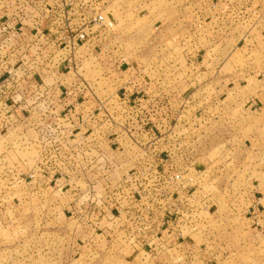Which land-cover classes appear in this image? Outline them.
<instances>
[{"label": "rangeland", "instance_id": "rangeland-1", "mask_svg": "<svg viewBox=\"0 0 264 264\" xmlns=\"http://www.w3.org/2000/svg\"><path fill=\"white\" fill-rule=\"evenodd\" d=\"M18 1L0 2L7 21L31 14ZM257 1L247 5L249 38L236 27L169 49L151 43L153 25H192L207 0H117L107 13L131 2L133 18L119 20L113 45L135 71L99 64L108 79L90 85L105 99L129 86L122 76L133 77L136 100L69 132L50 128V117L0 113V264H261L264 237L253 230L264 229ZM89 60L79 76L99 62ZM134 103L139 115L120 114Z\"/></svg>", "mask_w": 264, "mask_h": 264}, {"label": "built area", "instance_id": "built-area-1", "mask_svg": "<svg viewBox=\"0 0 264 264\" xmlns=\"http://www.w3.org/2000/svg\"><path fill=\"white\" fill-rule=\"evenodd\" d=\"M16 1L18 0H0L3 4L6 3L7 8L14 7L13 2ZM22 1V6L30 7L31 14L25 17L26 15L23 13L24 18L23 20L19 19L18 23L7 21L0 14V36L2 38L0 44L1 115L19 117L20 114L28 112L31 117H49L51 113L48 112L42 111L40 115L42 100L48 97V89L43 92L40 89L35 90L32 86L39 85L37 84L38 78L43 81L40 85L49 88V82L46 78L51 75L57 76L60 73L63 75L62 80L52 86V92L54 93L56 88L55 90L61 93L63 99L64 97L76 96L86 102V98L92 97L94 92L86 80L78 75L81 70V61L84 59L80 54V50L83 48L93 52L94 57L99 61L98 63H114L118 70L127 74L135 71V64L129 63L124 56L119 55L121 46L115 47L113 45L112 38H116L118 24L114 15L111 12L107 13L109 8L104 6L103 0H62L64 7L58 8V17L62 19L60 23L63 27L59 29L58 33H54L53 27L45 29L46 20L44 15L51 17L54 14L50 0H20L18 2L21 3ZM74 1L79 3V10L73 8ZM18 8L17 6V11ZM23 10L20 12H24ZM19 17L16 13L15 19ZM70 18H77V21L72 22ZM31 20H35L31 30L32 34L24 36L20 23ZM155 30H158V28H155ZM11 32L16 33V35H11ZM41 39L44 44L39 42ZM10 43L14 48L16 47V51H20L18 54L16 51L7 53ZM183 43L181 42V44ZM176 46L178 48L180 44ZM72 77H74L73 80H71ZM125 79L126 77L122 76V80H119V82L130 87L125 88L124 92H117L113 95V99L119 97L118 103L119 101L125 103L128 100L129 88L135 85L133 84V77H128L124 82ZM131 100L136 99L132 98ZM130 104L132 103L130 102ZM47 105H51L49 108L51 110L52 103L47 100L45 106ZM136 105L134 103V106L131 105L130 108L122 109L120 114L139 115L140 109H137ZM106 107V103H101L98 106L99 114L105 113ZM67 108L69 107L67 106ZM69 109L67 113H69L68 116H71L74 113ZM63 117V115L58 114L57 119L49 124V127L60 132L66 131L67 128L62 123ZM9 124L11 123L6 122L4 127L8 128ZM93 126L96 128L97 124ZM68 129L70 131L77 130L76 128ZM55 150L59 151V148ZM176 178L179 177L176 176Z\"/></svg>", "mask_w": 264, "mask_h": 264}, {"label": "crops", "instance_id": "crops-1", "mask_svg": "<svg viewBox=\"0 0 264 264\" xmlns=\"http://www.w3.org/2000/svg\"><path fill=\"white\" fill-rule=\"evenodd\" d=\"M217 0H207V5L208 8L202 13L199 14L197 12L195 13H191V15L193 16H197L198 19H196V17L193 19L194 21L191 24H186L183 25V21L181 19L176 20L175 22H173L171 24H160L158 25L157 23L153 25V31L151 33V43L156 44L159 43L157 41V38L160 40V42L164 43V47L167 48H174L176 47V45H179L182 41L185 40V37H207L208 40L211 39V36H213V41H214V37H216L215 35H217V33H225L228 30H235L239 29V28H243V32H244V37L249 38V35H251V31L249 30V28H247L248 26V8L247 5L249 4V0H218V4H216ZM254 2L257 0H253ZM104 2V6L107 8H113L112 5H114L115 2H117V0H103ZM254 2L251 3L250 5L252 7H254ZM257 6L259 5L260 7H263L264 5V1L263 0H259L257 1ZM261 3V4H260ZM132 3L131 2H126L121 4L120 6H117L115 8H117L115 11H113V15L114 18L117 21V24L119 23V20H122L124 18H133V15L130 16L129 14V9H130V5ZM239 4L241 6V9H237V5ZM50 5L54 10V14L51 17H48V15H44L45 17V29H49L50 27H53V31L54 33H58L59 29L63 27V25L61 26L62 22L61 18L58 17L59 15V11L58 8H62L64 7V3L62 2V0H50ZM218 6V8H217ZM73 8H75L76 10L80 9L79 3L77 1H74L73 3ZM238 11H235V10ZM250 10L252 11L253 8H250ZM261 11V12H260ZM115 12V14H114ZM237 12V13H236ZM255 14H257L258 16H262V10L261 8L256 9ZM254 15V13H252ZM257 16V17H258ZM144 17H150L149 15H144ZM122 18V19H121ZM72 20V22L77 21V18H70ZM151 23H152V19H150ZM244 23V24H243ZM35 24V20H31V21H23L20 23V27L23 29V35L24 36H29L31 35V30L33 29V25ZM220 25H223V27H221ZM119 26V24H118ZM183 27V28H181ZM155 28H158V30H155ZM181 28V29H180ZM175 29H178L177 32H175ZM261 29V28H260ZM173 31V33H172ZM232 31H230V33H227L226 35H232ZM250 31V33H248ZM175 32V33H174ZM253 32V31H252ZM11 35H16V33L11 32ZM154 36H156L154 38ZM231 37V36H229ZM199 40V38H196ZM232 39V38H231ZM229 39V40H231ZM153 40V41H152ZM0 41H1V36H0ZM40 43L44 44L43 40L41 39L39 41ZM212 43V42H211ZM210 43V44H211ZM215 42H213L214 44ZM210 44H207V46ZM212 45V44H211ZM149 47H146V50L148 48L153 49L152 45L149 44L147 45ZM12 43H10V46H8V52L9 51H16V47L12 48ZM45 49V48H44ZM20 51H16V53L18 54ZM80 54L84 57V59L81 61V63H93L92 60H89L90 58H94V60L97 61V59L94 57V53L89 51V49H81L80 50ZM98 63V62H97ZM101 63H98L96 66H94L93 70H90V72L88 73V77H84L83 75H81L80 77L83 80H86V82L90 85L91 84V80L92 81H96L99 79L100 82H103V80H107L108 78L103 77L104 74H107L109 72V70H106L104 67L101 68L100 65ZM104 65H106V63H103ZM111 65L112 63H107V65ZM109 65V66H110ZM100 69V70H99ZM58 74V72H57ZM63 75L60 73L57 76H49L46 78V80H48V86L49 88H47L46 86L40 85L42 84V80L37 78V84L39 85H33L32 87L37 90L40 89L43 92L48 89V97L43 99V103L42 108H40V115L43 112H48L51 113L53 115L50 114V119L53 118V121L55 119H57V115L61 114L64 117L62 118V123L64 124V127L67 128L66 131H70L68 128L72 129L76 126V124L80 123V122H84L86 120V118L91 117L93 120L94 124L96 122V120H100L99 119V112H98V106L101 103H106L107 106L106 107V111L109 113V110L111 108H116V104L118 103L117 100L119 99V97H117V99H113L114 96H110L109 95L104 99L103 97H101L100 95H98V93H94V95L90 98H86V102L76 96H69L67 98L61 96V93H59L57 90L54 89V93L52 92L53 88L52 86L56 84V82H60V80H62ZM139 83V82H138ZM138 83H133L135 84L133 87L129 88V97L134 98L135 96L138 97L139 93L141 91H138L139 89L137 88ZM91 87V85H90ZM92 88V87H91ZM4 92V91H3ZM44 97V95H42ZM59 96H61V98H59ZM50 101L52 103V109L50 110V106L51 105H46V101ZM20 101V99H19ZM105 101V102H104ZM67 106L73 111L74 114H72L71 116H68L69 113ZM69 109V110H70ZM92 115V116H90ZM94 115V116H93ZM19 116H29L28 112L26 114H20ZM96 125V124H95ZM95 127V126H93ZM254 226L251 225V228H253ZM262 225L259 228H254L253 230L255 232H257L256 234L262 239V237H264V229H262ZM263 245V244H262ZM260 245V246H262ZM260 246L258 247L260 249ZM259 254V253H258ZM261 264H264V255L261 256ZM260 257L257 258L260 259ZM259 262V261H258Z\"/></svg>", "mask_w": 264, "mask_h": 264}]
</instances>
